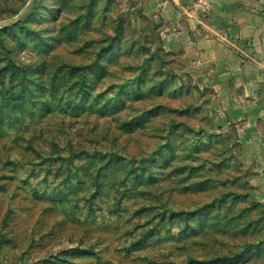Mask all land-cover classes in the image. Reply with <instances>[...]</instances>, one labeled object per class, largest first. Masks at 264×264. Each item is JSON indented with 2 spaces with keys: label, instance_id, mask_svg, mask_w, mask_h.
Here are the masks:
<instances>
[{
  "label": "rangeland",
  "instance_id": "obj_1",
  "mask_svg": "<svg viewBox=\"0 0 264 264\" xmlns=\"http://www.w3.org/2000/svg\"><path fill=\"white\" fill-rule=\"evenodd\" d=\"M132 0H0V264H264V195Z\"/></svg>",
  "mask_w": 264,
  "mask_h": 264
},
{
  "label": "crops",
  "instance_id": "obj_2",
  "mask_svg": "<svg viewBox=\"0 0 264 264\" xmlns=\"http://www.w3.org/2000/svg\"><path fill=\"white\" fill-rule=\"evenodd\" d=\"M210 102L264 195V0H132Z\"/></svg>",
  "mask_w": 264,
  "mask_h": 264
}]
</instances>
